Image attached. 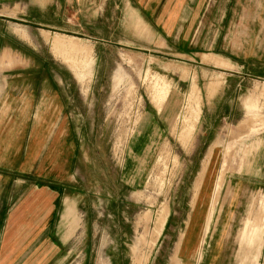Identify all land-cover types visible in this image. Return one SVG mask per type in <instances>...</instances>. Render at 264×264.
<instances>
[{
	"label": "rangeland",
	"instance_id": "1",
	"mask_svg": "<svg viewBox=\"0 0 264 264\" xmlns=\"http://www.w3.org/2000/svg\"><path fill=\"white\" fill-rule=\"evenodd\" d=\"M51 2L26 58L78 133L65 264H264V0Z\"/></svg>",
	"mask_w": 264,
	"mask_h": 264
},
{
	"label": "crops",
	"instance_id": "2",
	"mask_svg": "<svg viewBox=\"0 0 264 264\" xmlns=\"http://www.w3.org/2000/svg\"><path fill=\"white\" fill-rule=\"evenodd\" d=\"M11 5L0 10L1 20L15 27L14 31L25 30L29 38L12 32L14 38L6 41L0 34L5 43L0 54L5 77L0 81V264H65L69 237L79 226L80 187L74 172L78 133L68 113L62 82L48 74L50 64L44 63L43 68L26 58L28 53L41 51L33 43V31L40 26L54 27L38 20L51 12L53 4L51 0H14ZM69 39L56 37L55 54L70 52L73 39ZM203 58L209 64L219 59L223 62L219 65L230 67L220 56L203 54ZM37 68L40 74L36 78ZM247 108L253 112L252 104ZM250 214L251 209L238 245Z\"/></svg>",
	"mask_w": 264,
	"mask_h": 264
}]
</instances>
